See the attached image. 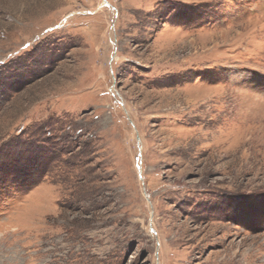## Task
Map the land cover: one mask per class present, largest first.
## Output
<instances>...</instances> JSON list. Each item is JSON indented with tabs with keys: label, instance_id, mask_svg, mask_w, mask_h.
<instances>
[{
	"label": "rangeland",
	"instance_id": "374dc122",
	"mask_svg": "<svg viewBox=\"0 0 264 264\" xmlns=\"http://www.w3.org/2000/svg\"><path fill=\"white\" fill-rule=\"evenodd\" d=\"M263 103L264 0H0V264H264Z\"/></svg>",
	"mask_w": 264,
	"mask_h": 264
},
{
	"label": "bare ground",
	"instance_id": "6f19581e",
	"mask_svg": "<svg viewBox=\"0 0 264 264\" xmlns=\"http://www.w3.org/2000/svg\"><path fill=\"white\" fill-rule=\"evenodd\" d=\"M254 100H255V99H254ZM258 101H259V100H258ZM263 104H264V103H263ZM263 104H262V105H263ZM258 105H261V104L258 103V104H256L255 106H258ZM259 107H260V106H259Z\"/></svg>",
	"mask_w": 264,
	"mask_h": 264
}]
</instances>
